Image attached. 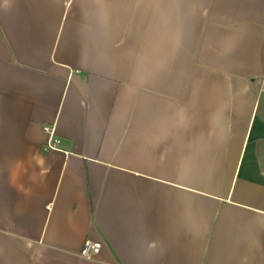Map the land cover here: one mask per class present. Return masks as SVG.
Returning <instances> with one entry per match:
<instances>
[{"label":"crops","instance_id":"obj_1","mask_svg":"<svg viewBox=\"0 0 264 264\" xmlns=\"http://www.w3.org/2000/svg\"><path fill=\"white\" fill-rule=\"evenodd\" d=\"M0 264H264V0H0Z\"/></svg>","mask_w":264,"mask_h":264},{"label":"clouds","instance_id":"obj_2","mask_svg":"<svg viewBox=\"0 0 264 264\" xmlns=\"http://www.w3.org/2000/svg\"><path fill=\"white\" fill-rule=\"evenodd\" d=\"M29 164L34 165L35 169L38 171H33L31 176L29 177L34 183L35 182H43L46 180L48 174L51 171V165L48 163L47 159L44 155L39 152H34L29 157ZM28 169L25 167V162L23 160L15 161L14 171L12 173V179L15 181L18 177L27 173Z\"/></svg>","mask_w":264,"mask_h":264},{"label":"built area","instance_id":"obj_3","mask_svg":"<svg viewBox=\"0 0 264 264\" xmlns=\"http://www.w3.org/2000/svg\"><path fill=\"white\" fill-rule=\"evenodd\" d=\"M43 129L51 136L49 143H47L46 146L43 147V150L46 151L52 148H56V145L59 142V140L57 138L56 139L52 138L53 128L51 126H44ZM100 248H101V244L99 242H91L88 240L82 246L80 255L85 259H93L96 255L99 254Z\"/></svg>","mask_w":264,"mask_h":264}]
</instances>
